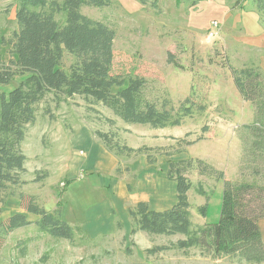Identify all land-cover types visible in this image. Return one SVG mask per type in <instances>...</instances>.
Returning a JSON list of instances; mask_svg holds the SVG:
<instances>
[{
  "label": "rangeland",
  "instance_id": "1",
  "mask_svg": "<svg viewBox=\"0 0 264 264\" xmlns=\"http://www.w3.org/2000/svg\"><path fill=\"white\" fill-rule=\"evenodd\" d=\"M17 4L16 0H0V53L4 61L11 57L10 47L2 44V40L12 38L18 30L15 20ZM82 14L105 23L115 31L114 74L144 77L147 81L146 98L159 107L167 102V108L175 113L189 98L190 103L185 106L191 107L193 115L185 118L179 127L153 129L149 125L125 123L112 110L87 103L81 96L58 100L54 95H48L39 106L37 121L30 126L32 128L29 127L22 145L27 157L26 172L21 176L25 184L8 190L6 202L0 205L3 209L0 221L19 211L25 213L21 207V194L36 196L48 212L61 209L62 220L74 228L75 239L52 238L32 224L8 237V247L2 251L6 255L2 264H15L9 259V254L18 256L25 251L29 254L28 260L18 264H246L230 258L216 260L196 249L184 252L171 247L184 239L180 235H154L150 238L138 232L140 234L136 236L138 233H130L131 227L122 232L121 223L117 224L115 236L101 237L108 232V224L102 229L95 227L103 223V205L113 202L107 189L95 191L92 188L100 179L95 169H80L92 155L96 157L94 162L99 164V155L95 150L92 152L91 143L85 145L80 137L74 138L76 133L67 131L65 125L70 122L76 129L91 126L95 132L108 133L113 147L152 148L156 159L152 166L158 173L171 160L198 159L223 172L227 181L253 182L250 171L243 173L242 139L245 136L243 127L255 120L254 107L241 98L230 68L254 67L259 70L264 85V12L258 10L254 0H207L195 7L178 0H149L145 6L136 0H112L104 8L84 7ZM57 20L63 25L64 15H58ZM214 21L221 28L219 35L211 38L209 32ZM75 62L76 59L66 53L63 68L68 71ZM26 78L17 76L10 85H0V91L9 94ZM47 107H51L50 115L54 118L44 115ZM71 115L85 116L93 123L87 124ZM45 118L54 120L50 121L54 131H57V126L63 131L59 142L58 134L51 136L47 126L42 134L44 123L41 121ZM108 120H113L114 124ZM87 131L84 130V136ZM159 135H171L176 139L171 138L173 142H168L167 138H159ZM49 138L51 142L55 140L50 147ZM139 156L121 158L133 160L130 164L137 172L127 180V193L131 187V193L141 196L142 182L138 178L144 170L143 157ZM115 158L119 159L118 156ZM118 168L128 169L121 165ZM116 170L109 174V180L116 179ZM45 173L47 178L43 180L45 188H42L35 180ZM187 177L194 186L188 193L194 225H217L221 219L224 182L201 176L196 170L188 172ZM68 178L73 180L68 183ZM158 181L162 183L159 192L166 200L163 207L153 208L162 210L176 203V184L166 178ZM256 181L264 186V175ZM199 184L207 191L208 199L198 195L196 188ZM147 193L151 194L149 190ZM205 204H208V210L206 218H203L199 208ZM119 211L117 209L116 217L124 214L126 220L125 213ZM28 217L32 222L39 219L35 215ZM259 224L264 241V219ZM78 229L84 234L78 233ZM26 235L31 240L24 243L20 239H25ZM156 247H168V250L156 254L148 252Z\"/></svg>",
  "mask_w": 264,
  "mask_h": 264
},
{
  "label": "trees",
  "instance_id": "2",
  "mask_svg": "<svg viewBox=\"0 0 264 264\" xmlns=\"http://www.w3.org/2000/svg\"><path fill=\"white\" fill-rule=\"evenodd\" d=\"M16 1L18 30L12 38L2 40V44L10 47L11 58L4 61L0 53V85H10L17 76L27 78L9 94L0 91V205L6 202L11 187L23 183L21 176L26 172L27 157L22 145L29 127L37 120L39 106L48 95H54L58 100L81 96L87 103L112 110L125 123L149 125L153 129L179 127L185 118L192 117L191 107L185 106L189 105V98L175 113L167 108V102L159 107L146 98L144 90L147 81L144 77L114 74L115 31L105 23L82 14L84 7L104 8L112 0ZM136 1L143 6L149 3V0ZM178 1L195 7L207 0ZM254 2L258 10L264 12V0ZM58 15H64L63 25L59 24ZM66 53L76 59L68 71L62 65ZM230 69L241 98L254 107L255 120L243 127L245 136L242 139L243 173L250 171L254 181H227L223 172L203 160L173 161L168 167L167 179L177 185V203L163 212L151 210L147 203H138L129 210L133 222L131 233L143 232L151 237L180 235L184 239L171 247L184 252L196 249L216 260L230 258L239 263L264 264V241L259 224L264 219V186L256 181L264 175V85L259 70L254 67ZM51 112V107H47L44 115ZM108 122L114 124L113 120ZM96 136L109 152L118 157L146 155L149 164L156 162L152 148L113 147L108 133L98 131ZM195 170L201 176L224 182L221 219L217 225H194L188 196L194 186L187 173ZM129 171L118 168L115 176L122 177ZM45 178L46 173L35 182ZM196 190L198 195L208 199L202 184ZM20 200L27 215L14 214L0 221V258L8 237L32 224L52 238L75 239L74 228L62 220L60 208L48 212L36 196L21 194ZM207 210L208 204L199 208L201 217L206 218ZM2 212L0 207V214ZM28 215L39 219L32 222ZM77 232L83 233L81 229ZM165 250L168 247H156L148 252L156 254Z\"/></svg>",
  "mask_w": 264,
  "mask_h": 264
},
{
  "label": "crops",
  "instance_id": "3",
  "mask_svg": "<svg viewBox=\"0 0 264 264\" xmlns=\"http://www.w3.org/2000/svg\"><path fill=\"white\" fill-rule=\"evenodd\" d=\"M246 63H249V62H246ZM71 117H74V119H78L79 121H82V122L84 121L87 124H89L88 122L93 123V121H89L87 119V117H85V116H84L85 118L84 117L81 118L80 115L79 116L78 115H71ZM71 117H69V118H71ZM46 118L43 119V121H41L42 123H44V129L42 128V130H43L42 134L45 133V128L47 126V129L48 128L50 129V130H48V132L50 133L51 136L54 137L55 134H58V142H59V140H60L59 135L61 134L62 130L61 129L59 130V128L57 126V131H54V127L51 123L54 120H50L49 118L47 120ZM34 124L31 126H34ZM55 124L58 125V123H56V122H55ZM65 127L67 128V131H72L73 133H76V136L74 138L80 137V141L83 140L85 145H88L91 143L92 152L95 150V153L97 155H99V158H98L99 164H97L98 161L94 162L96 160V157L92 155L87 161H85L83 163V165L81 166L80 169L85 168V169L90 170L91 167H93L96 171L95 173L100 175V179L98 181H95L94 186L92 188L94 190L96 189V190H100V191L107 189V192L110 193L109 198L113 202V204H110V205L109 204L103 205L104 208L101 210V214L103 215V219H104V220H102L103 223L101 224V226L95 227L96 229H102L103 227H105V224H108V232L104 235H100L101 237L115 236L118 233V231H117L118 230V228H117L118 223H121V229H122L121 231L122 232L126 228L129 229V227H131V231H130V233H131L132 228H133V222H132V219L130 217L129 210L133 206L137 205L138 203H141V202L147 203V204H149L151 210L157 211V212H163V211L169 210L177 203V201H176V203L174 205H172L168 208L162 209V210L153 208V207L161 208L165 204L166 199L164 200V198L161 196V193L159 192V187L161 186L162 183L160 184V181H158V180H165V178L167 179L168 166L170 165L171 162H173L175 160H171L169 162L168 166L165 169L163 168L161 170V173H158L155 171V167L149 164L147 156H145V155L139 156V158L143 157L141 159V162H142V166H143L142 169L144 170V172L140 175V178H138L139 182H142L140 185V189L143 190V192L141 193V196H138L137 194H133L131 192L127 193L126 188H125L127 185V180H130L131 175L135 176L137 173L132 168V166L130 164L133 160H123L121 157H118L119 159H117V158H115L116 155L114 153L113 154L115 156L112 154L114 156L113 157L110 154L112 152L109 153V150H107V148L103 145V143L101 141L99 142V140H97L96 138L93 137L92 134L96 135V132H95V128L92 129L91 126H89V128L83 126V127H80L79 129H76L75 127H73L71 125L70 122H68L65 125ZM30 128H32V127H30ZM85 129H87L88 131L86 132V135L84 136L83 134H84ZM158 137L159 138L165 137L168 139V140H166L168 142H173L171 140V138L176 139L174 136H171V135H162V136L159 135ZM44 140H45V136L43 137V141ZM160 140H162V139H160ZM99 143L100 144L102 143L101 144L102 146L99 145ZM53 144H55V140H53L51 142V139L49 138L48 146L50 147ZM120 159L122 160V162ZM135 162H137V160ZM120 165L122 167L128 168L131 173L125 174L124 176H122L120 178L116 177L115 180H111V179L109 180L108 179L109 174L111 172H114ZM136 177H138V176H136ZM72 180L73 179L68 178V183H70V181H72ZM167 180H169V179H167ZM169 181H171V180H169ZM44 183L45 182H43V180H42L41 182L38 183V185H41L42 188L43 187L45 188V186L43 185ZM23 184H25V183H23ZM22 185H20L19 188H21ZM97 185H99V186H97ZM65 186L66 185H64V187ZM146 189L149 190V192L151 194H148ZM176 192H177V185H176ZM137 199H139V200H137ZM130 201H133V202H130ZM117 209H119L120 210L119 212H121L122 214L125 213V215L127 216L126 220H124V218H123L124 214L120 217L119 216L116 217L115 213H116ZM20 212L21 211L15 213V214H26L27 215V213H23V212L20 213ZM125 221H126V223H125ZM17 231H19V230H17ZM139 234L140 233H138L136 236H139ZM147 236H149V235H147ZM150 238H151V236H150ZM20 240H23L24 243H27L28 241L31 240V238L26 235L25 239H20ZM7 244L5 245V248H4L5 250L8 247ZM5 257H6V255L4 253H2L1 258H0V264H2L4 262ZM8 257L11 261H14L15 264H18L19 262L27 261L29 258V254L25 251V252H22L18 256H16V254H9Z\"/></svg>",
  "mask_w": 264,
  "mask_h": 264
},
{
  "label": "built area",
  "instance_id": "4",
  "mask_svg": "<svg viewBox=\"0 0 264 264\" xmlns=\"http://www.w3.org/2000/svg\"><path fill=\"white\" fill-rule=\"evenodd\" d=\"M211 28H212V30H210V32H209V37L214 38V37L218 36L220 33V28H221L220 24L218 22L214 21L211 24Z\"/></svg>",
  "mask_w": 264,
  "mask_h": 264
}]
</instances>
